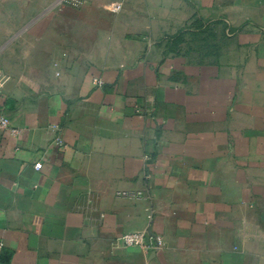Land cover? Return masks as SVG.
I'll use <instances>...</instances> for the list:
<instances>
[{
    "label": "crops",
    "instance_id": "crops-1",
    "mask_svg": "<svg viewBox=\"0 0 264 264\" xmlns=\"http://www.w3.org/2000/svg\"><path fill=\"white\" fill-rule=\"evenodd\" d=\"M0 117V264H264V0H0Z\"/></svg>",
    "mask_w": 264,
    "mask_h": 264
},
{
    "label": "built area",
    "instance_id": "built-area-1",
    "mask_svg": "<svg viewBox=\"0 0 264 264\" xmlns=\"http://www.w3.org/2000/svg\"><path fill=\"white\" fill-rule=\"evenodd\" d=\"M119 10L120 6H114L112 8L113 13H117ZM94 83L96 86H103V81L100 79H95ZM0 129H12L13 134L19 133L17 129L11 127V122L5 117H0ZM35 169L40 171L42 164H36ZM118 244L124 248H139L146 252L161 247V241L152 237L148 231L127 233L118 239Z\"/></svg>",
    "mask_w": 264,
    "mask_h": 264
}]
</instances>
